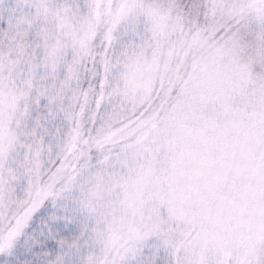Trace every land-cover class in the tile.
Returning <instances> with one entry per match:
<instances>
[{"label":"snow or ice","instance_id":"snow-or-ice-1","mask_svg":"<svg viewBox=\"0 0 264 264\" xmlns=\"http://www.w3.org/2000/svg\"><path fill=\"white\" fill-rule=\"evenodd\" d=\"M0 264H264V0H0Z\"/></svg>","mask_w":264,"mask_h":264}]
</instances>
